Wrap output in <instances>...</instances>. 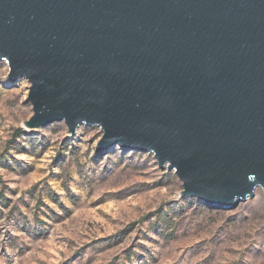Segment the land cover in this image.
I'll return each mask as SVG.
<instances>
[{
	"label": "water",
	"instance_id": "95a60500",
	"mask_svg": "<svg viewBox=\"0 0 264 264\" xmlns=\"http://www.w3.org/2000/svg\"><path fill=\"white\" fill-rule=\"evenodd\" d=\"M2 60L27 127L99 125L215 206L264 188V0H0Z\"/></svg>",
	"mask_w": 264,
	"mask_h": 264
},
{
	"label": "rangeland",
	"instance_id": "374dc122",
	"mask_svg": "<svg viewBox=\"0 0 264 264\" xmlns=\"http://www.w3.org/2000/svg\"><path fill=\"white\" fill-rule=\"evenodd\" d=\"M10 72L0 61V264H264V188L215 206L154 152L99 151V125L27 127L32 83Z\"/></svg>",
	"mask_w": 264,
	"mask_h": 264
},
{
	"label": "trees",
	"instance_id": "16d2710c",
	"mask_svg": "<svg viewBox=\"0 0 264 264\" xmlns=\"http://www.w3.org/2000/svg\"><path fill=\"white\" fill-rule=\"evenodd\" d=\"M21 132H22V129H17V132L15 135H20Z\"/></svg>",
	"mask_w": 264,
	"mask_h": 264
}]
</instances>
